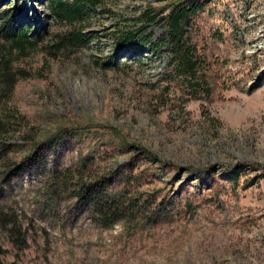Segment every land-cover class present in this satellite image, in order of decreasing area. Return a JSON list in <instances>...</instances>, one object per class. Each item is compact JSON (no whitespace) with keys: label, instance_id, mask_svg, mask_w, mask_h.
I'll return each instance as SVG.
<instances>
[{"label":"rangeland","instance_id":"1","mask_svg":"<svg viewBox=\"0 0 264 264\" xmlns=\"http://www.w3.org/2000/svg\"><path fill=\"white\" fill-rule=\"evenodd\" d=\"M56 1L0 0L36 44L0 65V264H264V0L194 1L190 78L139 17L172 0Z\"/></svg>","mask_w":264,"mask_h":264},{"label":"trees","instance_id":"2","mask_svg":"<svg viewBox=\"0 0 264 264\" xmlns=\"http://www.w3.org/2000/svg\"><path fill=\"white\" fill-rule=\"evenodd\" d=\"M195 0H172L174 3L171 10L161 16H153L150 13V8L147 11L144 10L140 13V19L147 21V24L153 23L156 20L161 24V29H163L162 37L155 41V47H164L167 54L170 56L169 65L174 71L180 72L187 76L188 78L193 77L195 74L196 60L193 57V51L191 47L184 40V30L187 25V21L195 14L200 5L194 2ZM99 0H72L68 3L65 1L57 0L53 2L52 10L56 17L60 19L67 20L70 24L78 22L79 15L84 10V5L90 4L95 5ZM138 30V29H137ZM81 30H76L70 32L69 36H63L56 41V46L59 48L77 46L82 42V38L79 36ZM139 31V30H138ZM30 30L23 26H9L8 23L1 22L0 24V65H5L8 62L12 54H23L27 49L34 48L36 44L32 40ZM137 32V31H136ZM142 32V31H141ZM132 31H121L119 38L122 44L135 40L136 34ZM43 38H45L43 36ZM142 37L139 39L141 40ZM58 50V49H57ZM11 107L7 103L0 104V118L4 112H9L0 119V133L7 132L3 128L5 126L3 122H10L14 116L10 115ZM11 116V117H10ZM4 124V125H3ZM75 197L81 198L80 194L77 192ZM91 198V197H90ZM117 216L113 218L116 220ZM105 225L111 224L113 221L104 220ZM2 247L0 246V256L2 254Z\"/></svg>","mask_w":264,"mask_h":264}]
</instances>
